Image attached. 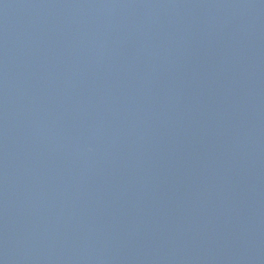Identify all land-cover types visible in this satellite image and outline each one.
<instances>
[{
    "label": "water",
    "instance_id": "water-1",
    "mask_svg": "<svg viewBox=\"0 0 264 264\" xmlns=\"http://www.w3.org/2000/svg\"><path fill=\"white\" fill-rule=\"evenodd\" d=\"M0 264H264V0H0Z\"/></svg>",
    "mask_w": 264,
    "mask_h": 264
}]
</instances>
